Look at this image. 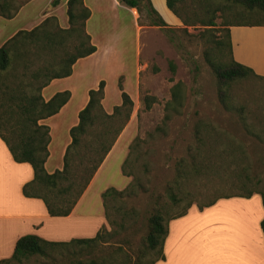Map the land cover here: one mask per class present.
Wrapping results in <instances>:
<instances>
[{
	"label": "trees",
	"instance_id": "1",
	"mask_svg": "<svg viewBox=\"0 0 264 264\" xmlns=\"http://www.w3.org/2000/svg\"><path fill=\"white\" fill-rule=\"evenodd\" d=\"M29 1L0 0V15L12 19ZM59 1L54 0V4ZM119 2L137 9L140 26L171 29L153 0ZM167 7L182 20L183 29L187 30L190 26L204 28L201 35L211 44L206 50V58L217 76L220 97L227 109L231 108L229 91L233 82L249 78L264 80V76L258 75L251 67L234 58L231 33L232 25H264L263 21L251 22L238 17L246 16L245 12L264 14V0H167ZM234 8H242L245 12H237ZM68 14L71 24L69 28L46 27L50 21L46 20L31 30L18 31L0 47V137L17 162L30 163L34 169V179L24 185L25 196L43 199L52 216L71 214L134 110V100L119 83L122 103L116 105L112 113L107 112L103 106L106 82L102 80L97 89L90 90V100L79 113V123L71 129L72 142L67 148L63 169L53 173L47 171L51 134L50 127L42 121L59 113L69 102L71 92H58L47 101L42 90L53 79L70 76L79 58L87 57L97 50L87 32V20L92 13L85 0H69ZM221 17L223 21L219 23L218 19ZM171 66L175 71L174 63ZM185 101V86L180 81L172 88V99L166 105L165 123L171 120L174 113H182ZM144 102L150 109L157 102V97L147 95ZM241 120L251 133L254 132L249 127L244 112ZM210 132L211 125L200 119L195 127L196 147L191 151V160L182 159L179 162L177 174L168 185L166 197L165 194L150 193L152 208L148 216L149 230L134 264H156L159 260H165L164 245L170 221L186 215L195 202L188 201L184 209L175 214L171 213V207L189 200L191 191L187 188L188 184L201 176V173L208 172L204 168L209 169V160H203L201 155L209 144ZM221 152L229 156L234 153L233 149L227 148ZM129 160L126 159L124 163L123 173L134 176L132 182L123 190L110 187L103 193L110 225L117 223L112 219L113 212L121 215V223L118 224L125 227L123 222L127 215H136L135 209L127 211L124 208L126 200L138 195L139 189L147 191L141 177L127 171L125 166ZM255 193L262 195L264 204L263 192L255 191L237 196L251 198ZM232 196L235 195L217 196L205 204L198 203V206L203 210L214 205L220 198ZM261 228L264 232V219L261 221ZM116 232L117 230L103 227L94 237L69 241H49L35 234H27L18 239L12 257L1 260L0 264H30L33 258L36 261L39 258L55 260L60 256L66 261L65 264H131L132 257L124 251L121 244H118V251L124 252L123 260L118 261L115 251L113 253L116 254L109 257L92 256L101 244H111L108 238L113 237Z\"/></svg>",
	"mask_w": 264,
	"mask_h": 264
},
{
	"label": "rangeland",
	"instance_id": "2",
	"mask_svg": "<svg viewBox=\"0 0 264 264\" xmlns=\"http://www.w3.org/2000/svg\"><path fill=\"white\" fill-rule=\"evenodd\" d=\"M102 2L111 9L109 0ZM118 10L114 11L112 8L109 19L94 27L97 19H100V14L96 13L95 22L92 21L90 29L98 32L101 38L110 39L119 33L122 34L119 50L122 52L127 72L119 79V83L123 85L126 79L131 82L128 89L132 92L130 95L134 100V110L118 138L122 141L121 147L106 167L99 183L104 184L107 176L114 186H123L126 177L121 171V164L127 155L126 159H130L125 166L127 171L139 175L147 191L139 189L138 195L126 200L124 208L127 211L135 209L136 215L135 213L127 215L123 222L125 227L119 225L121 215L112 212V219L117 223L114 225L109 223L107 228L117 232L108 238L111 244H101L92 256L109 257L117 253L118 261L123 260L124 252L118 251V244H121L124 251L131 255V264H134L149 230L148 216L152 208L149 195L154 192L165 194L166 197L168 185L175 179L179 162L182 159L191 160V151L196 147L195 127L200 119L211 125V138L201 155L203 160H209V166L207 165L209 169L204 168V171L208 172L201 173V176H197L188 184L187 188L191 191L189 200L171 207V213L182 211L190 200L195 202L193 207L198 208V203L205 204L217 196L235 195L230 198L239 200L223 202V206L220 207L219 213L226 222L225 231L233 232L226 211L240 207L239 213L241 217L244 215L246 218L249 231L259 233L263 197L257 194L259 197H256V200L249 201L246 200L247 197L237 195L255 191L264 193V80L249 78L233 82L229 91L231 103L229 110L220 97L217 76L206 58V50L211 44L201 35L203 27L190 26L186 30L183 29V24L174 26L170 23L171 29L140 26L139 23L136 24L132 12L125 8ZM234 10L245 12L242 8ZM116 14L120 15L119 22L115 18ZM245 15L238 17L251 22H264V14L245 12ZM222 21V17L218 19L219 23ZM4 28L8 34L15 27ZM136 60L139 68L135 73ZM171 63H174L175 71ZM180 81L185 86V106L181 114L174 113L171 120L165 123L166 105L172 99V88ZM130 84L135 87L134 90ZM147 95L157 97V102L150 109L144 102ZM120 102L122 96L116 92L112 83L106 106L114 110ZM241 108L243 109L240 112ZM243 112L249 127L254 131L252 133L241 120ZM226 148L233 149L234 153L231 156L223 154L221 151ZM127 177L129 183L134 179V176ZM65 263L61 256L55 260L39 258L36 261L33 258L30 261V264Z\"/></svg>",
	"mask_w": 264,
	"mask_h": 264
},
{
	"label": "crops",
	"instance_id": "3",
	"mask_svg": "<svg viewBox=\"0 0 264 264\" xmlns=\"http://www.w3.org/2000/svg\"><path fill=\"white\" fill-rule=\"evenodd\" d=\"M68 1L60 0L54 4V0H30L20 8L14 18L7 19L0 15V47L18 31L31 30L46 20H50L46 27H71ZM153 2L168 23L174 26L183 24L182 20L167 7V0H153ZM109 3L111 9L105 6L102 0H85L86 6L92 13L87 20V32L91 35L92 43L97 50L87 57L79 58L70 76L55 78L42 90L47 101L58 92L67 90L71 92L69 102L60 112L42 121L50 127L51 134L49 157L46 162L49 173L62 170L64 167L66 151L72 142L71 129L79 123V113L90 100V90L97 89L100 82L105 80L103 106L109 113H112L113 109H108L106 102L112 83L116 92L122 96L119 79L127 72L126 63L119 50L122 34L119 33L110 39L101 38L98 32L90 29V24L95 20L96 13L100 14V19L94 21L96 24L94 27L104 23L109 19L112 8L114 11L125 8L132 12L137 25L139 14L135 9L121 4L119 0H109ZM115 16L119 22L120 15ZM9 26L15 28L6 34L4 27ZM231 33L234 58L251 67L258 75L264 76V25H232ZM138 68L139 63L136 60L135 73ZM129 83L131 82L126 79L123 87L132 94L128 89ZM139 85L140 74L137 77L138 88ZM131 89L134 90L135 87L131 85ZM121 143L120 139L117 140L71 214L52 216L43 199L25 196L23 188L26 183L34 179V169L30 163L17 162L0 137V261L11 258L18 239L27 234H35L49 241H69L74 238L94 237L103 227H108L103 193L110 187L123 190L130 181L126 175L121 187L111 184L107 176L104 184L99 181L121 147ZM125 159L121 164L122 172ZM257 194L260 193H255L246 200H256V197H259ZM235 200L239 199L222 198L204 210L192 206L186 215L172 219L164 245L166 258L156 264H264V232L260 227L264 219L263 201L259 233L249 231L246 218L244 215L241 217L239 213L240 207L226 211L233 231L230 233L225 231L226 222L219 211L223 202ZM259 202L261 204L260 199Z\"/></svg>",
	"mask_w": 264,
	"mask_h": 264
}]
</instances>
